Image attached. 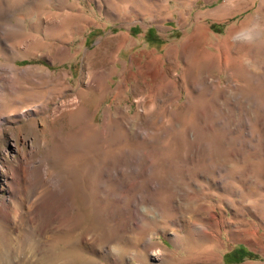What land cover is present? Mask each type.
<instances>
[{"label": "rangeland", "instance_id": "374dc122", "mask_svg": "<svg viewBox=\"0 0 264 264\" xmlns=\"http://www.w3.org/2000/svg\"><path fill=\"white\" fill-rule=\"evenodd\" d=\"M244 28L252 35L237 37ZM169 65L174 84L158 95L151 78ZM81 72L82 83L97 81L91 104L77 90ZM63 73L67 86L52 79ZM74 94L94 106L100 129L94 141L81 131L76 149L74 116L58 120L70 143L52 161L64 174L70 209L53 222L52 208L47 245H39L52 260L264 264V0H0V117ZM39 117L15 116L20 136L36 138L30 123ZM108 159L128 165L123 196H114L118 176L102 179ZM29 221L25 231L35 234L40 220ZM89 228L114 237L96 253L100 240L92 248L80 240ZM236 246L254 256H224ZM149 248H160L162 259L148 257Z\"/></svg>", "mask_w": 264, "mask_h": 264}, {"label": "bare ground", "instance_id": "6f19581e", "mask_svg": "<svg viewBox=\"0 0 264 264\" xmlns=\"http://www.w3.org/2000/svg\"><path fill=\"white\" fill-rule=\"evenodd\" d=\"M252 33L253 30L244 28L236 36L247 38ZM231 35V30L226 31L223 36V42L227 43ZM124 41L116 44L117 50L126 44ZM190 44V41L187 40L182 52H185ZM66 50L69 51L70 48L67 47ZM156 59V57L152 58V60ZM171 68L169 65L167 72L160 70L157 76L151 78L152 81H155L152 87L155 88L153 91L156 94L164 91L167 92L174 84L173 81H170L171 75L169 71ZM186 69V73L189 75L192 72L191 68L188 67ZM45 74L47 75L49 72L45 70ZM112 74L113 72L108 73L103 78L102 84L106 85L107 78ZM82 75L81 72L77 90L80 93L86 92L89 99L88 103L91 104L100 95L98 85L96 84L97 81L87 79L82 83ZM119 78L121 79L122 75H119ZM52 79L65 86L68 85V76L66 73L57 74ZM153 95L150 92L148 97L150 96V99H152L151 96ZM93 107L83 106L81 98L77 94H74L68 98L54 102L51 107L48 106L47 101H43L30 108L25 107V105L9 108L1 114L0 139L3 141V146H0V264H61L62 260L56 263V261L52 260L53 255L51 254L52 256H49L47 254V249L39 247V245L44 243L45 239L43 237L46 234L47 228L50 227L48 221L54 219L53 222L56 220L58 222V220L66 218L70 209L68 188L64 174L54 166L52 161L54 155L61 158L64 148L70 143V138L62 134L63 125H58L57 123L59 118L67 113L74 116L70 122V130H73L72 134L76 138V142H74L75 148L78 149L81 145L78 139L81 131H91L88 139L93 141L98 135L95 133H98L100 128H94V123L92 122L93 112L95 111V109L92 110ZM90 111L93 112L91 113ZM35 115L40 117L37 120L32 118L33 121L30 125L37 131V137L35 138L33 136L25 139L17 131L21 122L20 120H14V117L20 116L21 118L29 119L30 116ZM104 124H100L102 128L105 127ZM108 124L106 125L108 126ZM46 130L50 132V140L44 137ZM8 142L11 143L10 148L5 146ZM112 161L108 159L109 166L104 168L102 179L105 182L110 181L112 178L115 179L118 176L119 180L117 184L119 186V193L114 194V196L120 197L123 196L128 186L129 168L128 165L125 166L126 162L124 160L119 165L112 164ZM52 208H54L56 215L50 219ZM31 215H37L40 220L37 223V231L35 234L25 231L27 224L30 222L29 217ZM55 224V226H59L60 223ZM123 225H127L128 227L129 221H125ZM112 237L114 235L110 232L106 234L89 228L81 236L80 240L88 248H92L94 243L100 240L99 246L95 248V251L92 250L97 253L98 250L100 251L99 247H107L109 245L108 242H111ZM231 237L237 241L248 242L243 235L232 234ZM168 239L173 245V248L176 249L179 244L177 243L176 237L172 236L168 237ZM46 241L47 239L45 240V245H47ZM110 246L112 245L110 244ZM103 247L101 251L104 249ZM108 248L113 251L115 247ZM107 251L109 252L108 249ZM146 255L151 259H162V251L160 248L147 251ZM133 257L136 256L133 255Z\"/></svg>", "mask_w": 264, "mask_h": 264}, {"label": "trees", "instance_id": "16d2710c", "mask_svg": "<svg viewBox=\"0 0 264 264\" xmlns=\"http://www.w3.org/2000/svg\"><path fill=\"white\" fill-rule=\"evenodd\" d=\"M89 33H92V31H90ZM20 62H21V63H26L27 61L22 60V61H20ZM237 251L242 252V255H241L239 258H237V259H235V260H232V261H234V262L241 261V260H243L245 257H249V258H251V257L254 256V254H253L252 252H250L249 250H244V249H242L241 247H238V246L234 247L229 253L225 254L224 256H229V255H231L232 253H236Z\"/></svg>", "mask_w": 264, "mask_h": 264}]
</instances>
